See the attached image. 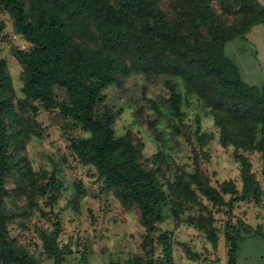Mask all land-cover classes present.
Segmentation results:
<instances>
[{"label": "trees", "instance_id": "trees-1", "mask_svg": "<svg viewBox=\"0 0 264 264\" xmlns=\"http://www.w3.org/2000/svg\"><path fill=\"white\" fill-rule=\"evenodd\" d=\"M170 8L163 10L159 0H0L15 31L31 44L30 50L14 51L22 66L21 97L0 58V264H40L11 235L9 203L23 214L37 209L46 215L43 200L55 213L65 190L57 174L36 172L24 154L31 136L40 135L36 118L41 111L59 114L80 129L81 134L68 138L72 154L94 167L127 209H138L145 229L142 254L128 264H180L172 234L164 228L169 216L176 227L187 222L201 231L215 249L224 233L226 264H237L246 237L264 236V227L253 228L241 218L233 222L240 204L264 203V91L245 82L225 53L227 43L264 23V5L260 0H170ZM4 27L0 22V34ZM134 74H143L149 83L167 79L168 110L149 100L157 115L149 118L150 127L156 128L166 112L173 119L183 116L180 84L200 102L214 121L221 146L235 148L240 184L229 179L213 185L199 165L193 172L179 169L171 181L161 168L163 152L143 163L132 132L117 134L115 123L123 110L110 105L105 93ZM57 89L65 92L62 103ZM174 126V133L183 135ZM213 137L214 131L204 133L200 147ZM255 152L263 164L262 179L249 156ZM10 176L14 192L7 188ZM18 196L26 206L19 207ZM83 196L81 192L76 201ZM215 209L226 216L222 229ZM186 213L192 214L184 220ZM39 233L54 264H65L69 251L59 240L60 221ZM183 254L185 260H201L187 246Z\"/></svg>", "mask_w": 264, "mask_h": 264}, {"label": "rangeland", "instance_id": "rangeland-1", "mask_svg": "<svg viewBox=\"0 0 264 264\" xmlns=\"http://www.w3.org/2000/svg\"><path fill=\"white\" fill-rule=\"evenodd\" d=\"M160 6L170 12V0H159ZM215 8L218 9L217 5ZM0 22L5 27L0 34V58L8 65V72L16 88L17 97L22 96V66L14 55L16 49L30 50L27 42L15 29L10 15L0 9ZM152 80V78L150 79ZM162 77L149 83L143 74H134L122 78V87L112 86L106 90L108 103L123 111L115 123L118 135L132 132L138 143L143 163L159 152H163L165 162L161 168L167 179L173 181L179 169L193 172L199 165L209 176L213 185L225 180H235L241 183L240 163L235 158V148L222 147L218 140L213 119L193 96L186 94L182 84L180 91L185 96L183 116L173 119L168 112L160 120L157 127L149 126V118L155 120L157 115L151 109L149 100L159 101L163 108L170 92ZM60 103L64 102L65 92L56 90ZM17 104V101H16ZM40 124V135L33 134L26 144L24 154L28 157L36 172L47 171L55 173L65 185V190L55 213L41 201V211L27 210L25 214L9 203L12 220L9 229L13 238L29 248L40 264H54L53 259L44 249L40 239V231H51L54 222L61 223L59 240L69 254L65 264H128L133 255L142 254L141 242L145 229L140 222L137 208L127 209L122 202L109 191L94 167L84 166L70 150L69 136L79 135L81 131L59 114L41 111L37 118ZM183 135L174 133L175 126ZM216 132V137L210 139L204 148L199 145V138L204 133ZM253 169L262 179L263 164L258 153H250ZM80 201H76L81 193ZM10 192L15 191L16 185L11 176L7 181ZM13 191V192H14ZM19 207L26 206L22 196L17 197ZM264 207V203L262 204ZM257 204H240L236 210L233 222L238 218L253 226L264 224V208ZM192 213H186V220ZM217 218L216 225L224 228L226 216L223 212L214 210ZM58 215V217H56ZM259 219H255L256 216ZM164 228L172 234L174 250L180 264H226L227 240L221 233L219 247L215 249L208 243L206 236L187 222L176 227L172 219H167ZM183 246L201 255L198 262L185 260ZM159 252V251H158ZM185 260V261H184Z\"/></svg>", "mask_w": 264, "mask_h": 264}, {"label": "crops", "instance_id": "crops-1", "mask_svg": "<svg viewBox=\"0 0 264 264\" xmlns=\"http://www.w3.org/2000/svg\"><path fill=\"white\" fill-rule=\"evenodd\" d=\"M260 1L264 5V0ZM225 53L235 62L245 82L264 91V23L253 26L244 38L227 43ZM247 223L251 225L249 221ZM251 226L258 228L264 227V224ZM237 264H264V236L252 235L244 239Z\"/></svg>", "mask_w": 264, "mask_h": 264}]
</instances>
